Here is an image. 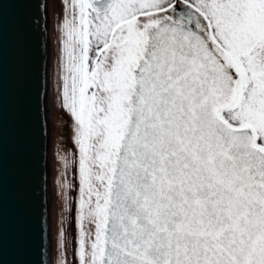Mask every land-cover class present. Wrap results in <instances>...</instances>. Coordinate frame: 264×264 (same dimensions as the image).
Masks as SVG:
<instances>
[{
    "label": "snow or ice",
    "instance_id": "obj_1",
    "mask_svg": "<svg viewBox=\"0 0 264 264\" xmlns=\"http://www.w3.org/2000/svg\"><path fill=\"white\" fill-rule=\"evenodd\" d=\"M7 2L33 0L0 18ZM57 20L72 180L43 264H264V0H59ZM2 119L0 57V148ZM33 197L22 182L20 240L33 226L39 252ZM3 243L0 194V259Z\"/></svg>",
    "mask_w": 264,
    "mask_h": 264
},
{
    "label": "water",
    "instance_id": "obj_2",
    "mask_svg": "<svg viewBox=\"0 0 264 264\" xmlns=\"http://www.w3.org/2000/svg\"><path fill=\"white\" fill-rule=\"evenodd\" d=\"M37 5H47V0H33L25 8L7 2L0 18V57L3 65L0 194L4 229L0 264H26L38 260L43 264L47 258L43 245L45 225L49 224L46 193L49 133L44 103L46 80L48 83V22L46 26L47 10L37 11ZM22 38L27 51L23 76L20 70ZM22 182H27L29 190L35 191L33 199L39 205V252L31 243L33 226L29 227L27 242L20 240L18 194Z\"/></svg>",
    "mask_w": 264,
    "mask_h": 264
},
{
    "label": "rangeland",
    "instance_id": "obj_3",
    "mask_svg": "<svg viewBox=\"0 0 264 264\" xmlns=\"http://www.w3.org/2000/svg\"><path fill=\"white\" fill-rule=\"evenodd\" d=\"M59 0H47V54H48V152H49V210L48 222L50 229L51 258H55L56 234L60 219L61 208L59 200V188L56 185L58 179L72 180V169L69 168L64 178L59 176L63 171V166L58 160V154H66L65 149L69 147L65 140L64 121L61 118L58 107L55 104L56 99V56H57V32L56 24L58 22ZM63 141V144L61 143Z\"/></svg>",
    "mask_w": 264,
    "mask_h": 264
},
{
    "label": "bare ground",
    "instance_id": "obj_4",
    "mask_svg": "<svg viewBox=\"0 0 264 264\" xmlns=\"http://www.w3.org/2000/svg\"><path fill=\"white\" fill-rule=\"evenodd\" d=\"M44 23H46V26H47V19L44 20ZM47 77V75H46ZM47 80H46V85H45V93H44V103H45V108L47 110V105H48V93H47ZM48 167V166H47ZM46 193H47V206L49 208V203H50V199H49V182H48V179L46 180Z\"/></svg>",
    "mask_w": 264,
    "mask_h": 264
}]
</instances>
